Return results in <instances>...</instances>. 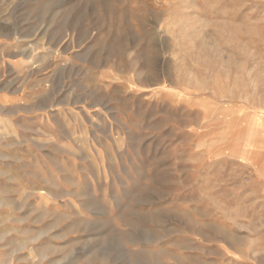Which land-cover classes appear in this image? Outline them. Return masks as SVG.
I'll list each match as a JSON object with an SVG mask.
<instances>
[{
	"label": "rangeland",
	"instance_id": "1",
	"mask_svg": "<svg viewBox=\"0 0 264 264\" xmlns=\"http://www.w3.org/2000/svg\"><path fill=\"white\" fill-rule=\"evenodd\" d=\"M0 264H264V0H0Z\"/></svg>",
	"mask_w": 264,
	"mask_h": 264
}]
</instances>
